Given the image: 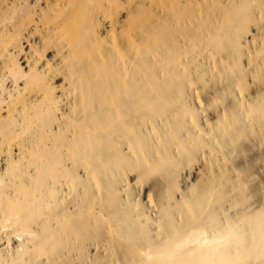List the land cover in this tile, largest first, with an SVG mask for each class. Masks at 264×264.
Here are the masks:
<instances>
[{
	"label": "bare ground",
	"instance_id": "bare-ground-1",
	"mask_svg": "<svg viewBox=\"0 0 264 264\" xmlns=\"http://www.w3.org/2000/svg\"><path fill=\"white\" fill-rule=\"evenodd\" d=\"M119 1L0 0V264L72 262L108 234L117 264H264V213L213 230L240 182L212 172L177 198L187 156L234 139L226 111L200 124L215 71L264 131V87L245 95L241 68L264 0H137L128 30Z\"/></svg>",
	"mask_w": 264,
	"mask_h": 264
},
{
	"label": "rangeland",
	"instance_id": "rangeland-1",
	"mask_svg": "<svg viewBox=\"0 0 264 264\" xmlns=\"http://www.w3.org/2000/svg\"><path fill=\"white\" fill-rule=\"evenodd\" d=\"M136 1H119L120 11L115 14V17L120 29H122L121 27H124L123 30L130 28ZM144 2L150 3L151 0H145ZM229 2L230 0H223L225 4ZM51 22L55 23L56 21L53 19ZM102 34L106 37L104 31ZM59 35V33L53 35L57 39L55 40L57 44H59L61 38ZM242 45H244L247 55L241 61V68H245L249 58L253 59V66L246 82L247 91L244 94L254 99L257 98L260 89L264 87V17H261L259 13L255 14L254 21L250 22L246 38L242 40ZM54 50L50 51V58H52ZM223 54H226L225 51ZM221 56L219 55L217 58L221 60ZM224 63L227 67V61H224ZM67 69L68 67H65L64 74H59L58 85H65L66 90L63 91V88H60V90L69 94L68 81H66L67 84L63 83ZM221 72L219 69L215 71L216 76L210 84L212 86L211 91L203 94V107L207 104L209 110L205 113L206 116L201 114L200 124L208 132L209 127L205 124V120L208 124L216 127L223 120V113L226 111L229 115L237 118L234 139L231 136L221 135L217 144L218 152L210 154L208 151L192 159L187 156L179 179L181 191L177 192V198L184 194L190 199L212 172L213 175L227 174L228 177L230 176V180L240 182L243 188L232 189L227 192L222 198L223 202L215 209L216 218L219 220L217 226L213 229L216 233L220 231L219 227L225 228L227 219L234 225L240 226L246 219L264 213V131L261 128L262 126H259V119L256 120L255 116L246 115L245 110L240 108L239 88L235 85L233 87L229 86L233 83H230L228 79H235L236 74L232 71H229V73ZM197 107L201 112L202 109L199 104H197ZM130 180L135 182L134 177H131ZM135 199L140 200L141 203H147L148 200L147 194L143 196V193L141 194L137 189L135 190ZM116 234L115 236H119L118 240L120 241L119 233ZM103 239L102 249L97 250L95 245H91L82 259L76 255L71 259L72 262L60 264H117L118 256L112 254L109 249L113 239L112 235L108 234V237H103ZM98 254L101 256L102 263L97 261Z\"/></svg>",
	"mask_w": 264,
	"mask_h": 264
}]
</instances>
